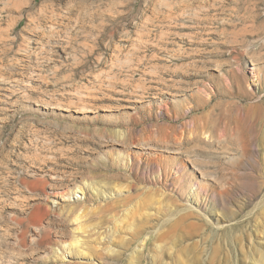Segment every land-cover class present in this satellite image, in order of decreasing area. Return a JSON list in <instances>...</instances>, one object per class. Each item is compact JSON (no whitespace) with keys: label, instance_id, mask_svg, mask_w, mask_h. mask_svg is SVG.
I'll return each mask as SVG.
<instances>
[{"label":"rangeland","instance_id":"rangeland-1","mask_svg":"<svg viewBox=\"0 0 264 264\" xmlns=\"http://www.w3.org/2000/svg\"><path fill=\"white\" fill-rule=\"evenodd\" d=\"M0 264H264V0H0Z\"/></svg>","mask_w":264,"mask_h":264},{"label":"bare ground","instance_id":"bare-ground-1","mask_svg":"<svg viewBox=\"0 0 264 264\" xmlns=\"http://www.w3.org/2000/svg\"><path fill=\"white\" fill-rule=\"evenodd\" d=\"M18 5V7H19V5L20 4H17ZM2 29V28H1ZM3 31V30H2ZM5 34L8 36V34H9V32H8V34L5 32ZM5 35V36H6ZM10 35V34H9ZM9 38V37H8ZM35 172H37V171H35ZM58 175H60V174H58ZM55 172H54V174H51V176H52V178H54V179H56V178H59V176H58ZM61 176V175H60ZM61 179V178H60ZM83 191H84V188L82 187V186H78V189L77 190H75V189H71V190H67V193L66 194H59L58 196H60L61 198H70V199H75L76 197H78L77 195L80 193H83ZM57 195V194H56ZM80 216V215H79ZM78 219V218H77ZM76 218H75V220H77ZM80 221V220H79ZM80 228V227H79ZM80 240L79 239H77L76 238V240L74 241V242H76V244L79 242ZM73 243V242H72ZM72 243H70V244H72ZM75 244V243H74ZM58 249V248H57ZM56 249V250H57ZM55 250V251H56ZM80 250V249H79ZM58 251V250H57Z\"/></svg>","mask_w":264,"mask_h":264}]
</instances>
